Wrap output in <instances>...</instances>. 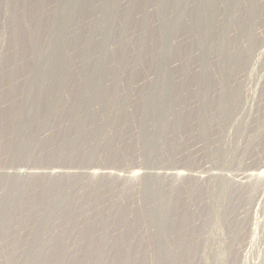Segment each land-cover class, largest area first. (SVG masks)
Returning <instances> with one entry per match:
<instances>
[{
	"label": "rangeland",
	"instance_id": "rangeland-1",
	"mask_svg": "<svg viewBox=\"0 0 264 264\" xmlns=\"http://www.w3.org/2000/svg\"><path fill=\"white\" fill-rule=\"evenodd\" d=\"M0 264H264V0H0Z\"/></svg>",
	"mask_w": 264,
	"mask_h": 264
},
{
	"label": "bare ground",
	"instance_id": "bare-ground-1",
	"mask_svg": "<svg viewBox=\"0 0 264 264\" xmlns=\"http://www.w3.org/2000/svg\"><path fill=\"white\" fill-rule=\"evenodd\" d=\"M260 23H261V21H260ZM258 32H259V34H261L263 31H262V29H259V31H258ZM229 35H230V34H229ZM239 77H243V75H242V74H240V75H239ZM243 105H244V104H243ZM145 157H146V156H145ZM144 162H145V161H144ZM33 249H34V248H33Z\"/></svg>",
	"mask_w": 264,
	"mask_h": 264
}]
</instances>
